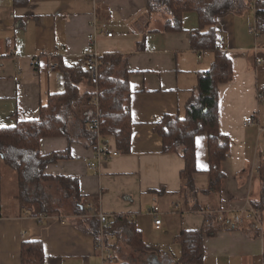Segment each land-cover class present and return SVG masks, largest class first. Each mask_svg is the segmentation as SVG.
Returning <instances> with one entry per match:
<instances>
[{"label":"crops","instance_id":"1","mask_svg":"<svg viewBox=\"0 0 264 264\" xmlns=\"http://www.w3.org/2000/svg\"><path fill=\"white\" fill-rule=\"evenodd\" d=\"M146 9L145 0H28L22 7L13 0H0V128L38 119L48 96L64 91L56 58L67 66L83 64V49L89 45L100 56L121 58L114 73L117 78L129 73L128 152H119L112 136L104 137L119 154L96 169L88 168L94 159L93 146L86 145L70 120L68 135L40 141L41 155L68 154L46 166V174L76 177L80 194L95 213L109 219L128 216L144 241L158 251L144 255L122 249L110 264H153L154 258L159 264H177L181 255L177 238L183 230H200L205 225L203 209L246 211L260 193L264 33L250 32L256 27L254 10L245 8L217 19L215 42L223 45L219 51L230 60L233 73L229 82L218 85V128L229 139L230 148L220 165L224 175L220 192H206L207 135L196 136V192L189 194L180 178L184 160L180 154L163 152L155 129L165 116H183L198 74L210 68L214 53L197 52L190 46V32L198 29L195 13L183 15L182 31L165 32L168 13L148 16ZM79 89L83 93L87 88L81 84ZM251 117L255 125L244 126ZM16 195V175L0 161V264H21L26 241L40 242L43 264H103L96 240L77 227L76 216H31L20 211ZM154 207L159 208V229L148 214ZM259 219L261 231L246 222L238 230L222 228L204 237L201 264H264V213Z\"/></svg>","mask_w":264,"mask_h":264},{"label":"trees","instance_id":"2","mask_svg":"<svg viewBox=\"0 0 264 264\" xmlns=\"http://www.w3.org/2000/svg\"><path fill=\"white\" fill-rule=\"evenodd\" d=\"M145 1L148 16L159 12L170 16L163 26L165 32L182 31L183 15L195 13L198 29L190 32V46L197 52L214 53L210 68L198 74L194 94L186 103L183 116H165L155 132L162 138L164 153L180 154L184 160L185 167L180 178L184 191L189 194L196 192L193 179L197 172L195 138L200 133H206L209 163L206 192L219 193L224 178L220 165L226 159L230 141L218 128V85L229 82L233 73L226 54L216 48L215 27L218 17L252 8L257 34H263L264 0ZM27 2L13 0L16 7H22ZM120 59L111 54L100 56L94 80L83 70V64L67 66L56 58L64 78V91L48 96L46 105L40 108L38 119L18 121L12 127L0 128V161L16 175V199L20 211L31 216L74 215L79 219L77 227L95 240L98 239L99 223L92 216L95 213L93 205L86 203V198L79 192L78 179L45 173L46 166L66 159L67 152L41 155L40 141L68 135L67 121L70 120L78 135L87 140L86 145L93 146L96 137L88 131V126L97 114L101 135L112 136L119 152L129 151L132 121L129 112L125 111L130 100L129 73L123 72L121 78L114 77ZM81 84L87 88L83 93L79 89ZM257 172L260 193L250 205L260 216L264 213V155ZM221 229L215 217H209V223L200 230H183L177 238L181 248L177 264H201L204 237H212ZM103 233L114 237L109 245L114 259L126 248L144 255H156L158 252L156 247L144 241L142 232L126 215L110 218ZM43 261L40 242L26 241L22 244L21 264H43Z\"/></svg>","mask_w":264,"mask_h":264},{"label":"built area","instance_id":"3","mask_svg":"<svg viewBox=\"0 0 264 264\" xmlns=\"http://www.w3.org/2000/svg\"><path fill=\"white\" fill-rule=\"evenodd\" d=\"M250 32L254 33V35H257L255 27L250 28ZM106 36L111 37L112 34L107 33ZM94 37L95 35L92 34L90 36V41H93ZM216 48L218 50L224 49L223 45L221 44H217ZM83 56V70L91 74L92 78L95 80L97 76V65L100 55L97 51L93 50L91 46L88 45L83 49ZM198 58L200 59L201 56L199 55ZM257 62H260V60H257ZM260 99H264V96H261ZM99 125L100 120L98 119V115L96 114L95 119L88 126V131L94 133L96 137V143L93 145L94 159L93 162L88 163V168L90 169H96L98 164H100L101 162L106 161L110 158H114L119 154L116 150L111 148L110 144L101 135ZM243 125H255L254 118L251 117L249 119H246ZM158 212V207H154L148 211V214L154 218V226L156 229H159L161 225L160 219H157ZM201 212L205 216V225L209 223V217H215L216 221L221 224V227L227 231L238 230L246 222H250L255 230H262L259 214L254 208L251 207V205L248 210L240 212L226 213L221 210H212L210 208H206ZM92 214L93 217L97 218L99 223V234L98 239L96 240L98 255L100 256L103 264H110L114 261V256L109 245L113 242L114 237L111 235H105L103 233V228L108 224L109 218L107 215L101 212Z\"/></svg>","mask_w":264,"mask_h":264},{"label":"water","instance_id":"4","mask_svg":"<svg viewBox=\"0 0 264 264\" xmlns=\"http://www.w3.org/2000/svg\"><path fill=\"white\" fill-rule=\"evenodd\" d=\"M152 263H153V264H159L156 258H154V259L152 260Z\"/></svg>","mask_w":264,"mask_h":264},{"label":"rangeland","instance_id":"5","mask_svg":"<svg viewBox=\"0 0 264 264\" xmlns=\"http://www.w3.org/2000/svg\"><path fill=\"white\" fill-rule=\"evenodd\" d=\"M114 77H117V75L116 74H114ZM53 194L55 195V192L53 191Z\"/></svg>","mask_w":264,"mask_h":264},{"label":"snow or ice","instance_id":"6","mask_svg":"<svg viewBox=\"0 0 264 264\" xmlns=\"http://www.w3.org/2000/svg\"><path fill=\"white\" fill-rule=\"evenodd\" d=\"M199 143V142H198Z\"/></svg>","mask_w":264,"mask_h":264}]
</instances>
